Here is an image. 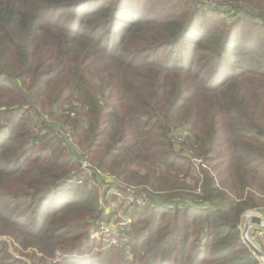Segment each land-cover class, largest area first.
<instances>
[{"label":"trees","instance_id":"trees-1","mask_svg":"<svg viewBox=\"0 0 264 264\" xmlns=\"http://www.w3.org/2000/svg\"><path fill=\"white\" fill-rule=\"evenodd\" d=\"M169 1L0 0V236L38 264H260L238 224L264 206L262 35L208 19L222 12L206 0L184 17ZM223 1L264 26V0ZM173 132L210 170L192 172ZM85 156L94 184L113 185L101 170L160 194L132 190L154 209L131 212L148 218L130 257L90 238L107 211L93 183L67 182ZM0 264L28 263L0 242Z\"/></svg>","mask_w":264,"mask_h":264},{"label":"rangeland","instance_id":"rangeland-1","mask_svg":"<svg viewBox=\"0 0 264 264\" xmlns=\"http://www.w3.org/2000/svg\"><path fill=\"white\" fill-rule=\"evenodd\" d=\"M153 2H157L159 3L160 1H164V0H152ZM197 1V0H196ZM208 1V0H206ZM211 3H213V5H215L214 7H210L209 5H207L206 3H199V1H197V3L201 4L200 6L203 7H209L210 9H217L220 10L222 12V14L215 12L212 13L211 16L206 15V17L208 19H212L214 21V19H220V18H224L227 22V25H230L232 22H237L239 25H243L245 27H249V28H254L253 31H256L259 35H262V42L261 44H264V26L260 25V24H254V18H252L251 16L248 15V13H246V6L244 4L241 3H229V2H225L223 0H209ZM208 1V2H209ZM91 4L87 5L85 9H88L90 7ZM237 7V8H236ZM195 8L194 4L188 5L184 2V0H170L169 4H168V10L166 12L163 13H175V11H177L178 13H176L175 17L178 16H185V13H187L188 11H193ZM228 9L231 10H237L240 13H238L237 15L228 17L226 16L224 11H226ZM198 11H201V8L197 9ZM252 12L255 13H259L261 14V11H258L256 9H253ZM255 13H252L253 15ZM251 14V13H250ZM262 23L264 24V21L261 20ZM227 25H223L221 27V29H217V31H221L223 29H225V26ZM48 87H44V89L40 92L42 95V99L43 101H47V98L52 96V98L56 95L55 92H53L52 89H47ZM53 92V94H51ZM51 94V95H50ZM49 106H47L44 109V112L48 111ZM47 113V112H46ZM43 114L42 118L46 121V122H50V119L47 117V115ZM52 119V118H51ZM60 132H64V129L60 130ZM172 141H174V146L175 148H177L178 150H180L182 153H184L190 160L192 166V172H197L199 168L202 169H206V170H210L208 165L206 163H203L200 159L190 156L189 151L187 150V146H183L181 145V143L178 141V137L174 134L172 135ZM195 162L197 164V166L193 163ZM200 162V164L198 163ZM91 164V163H90ZM81 166V162L77 164V171H73L70 173V176L67 180V182L70 183H74L73 181H77V178H80V183H76L77 185H81L82 182H84V184L86 183L88 186L92 185L93 183V175L91 173V171H82L80 169ZM81 173V175L78 177L76 175V173ZM101 176L104 177H109L112 180L115 178L112 174L109 173H103L101 170H98ZM73 175V176H72ZM100 178V177H99ZM189 182V181H187ZM102 183V184H101ZM99 182L98 184H94V187H96L97 189V210H99L100 212H102L101 210H106L107 213L103 214V218L100 221V223H98L97 225L93 226L90 228L89 230V234H90V238L92 240H96L99 241L102 244V247L104 248H108L109 251H111L110 255H115L116 257H120L122 258V256L124 255L125 257H130L131 253H129V243H127L128 241V237L133 233V231L136 230V228L143 226L146 223V220L148 218V215L146 214L145 217L142 219V221H138V219H134L132 221V216H131V212H134L135 210L138 209H146L151 211L153 206H149L148 204H146V201H135V194L132 190L134 191H145L147 192L150 196H156V195H160L159 193H155L154 190L152 188H150L147 185H127L122 183V187L124 189H127L125 191H121L118 188H112L113 185H116V182L113 180V185H105L103 182ZM6 184L5 187H7ZM201 185V182L199 183V186ZM112 188V189H111ZM111 192L112 194H115V197L111 198V197H106V192ZM196 193H199V191L197 190ZM156 207V206H154ZM166 208H168V206H166ZM171 210V209H170ZM193 210H190L189 212H192ZM171 212H173V210H171ZM179 213H183L181 212L180 208H178ZM104 213V212H103ZM149 214V212H148ZM157 214H159V212H157ZM252 217H258L261 219V221H264V206L263 207H258L255 209H249L244 211V213L241 215L240 217V222L238 224V230L240 233V238L241 237V233L245 227V225L247 223H249V219ZM90 218H89V222H90ZM158 222H156L157 224ZM250 224V223H249ZM100 225H103L106 228H110L111 231L109 233L112 232H116L114 235H112L111 237L108 238L107 242L103 241L102 237H99L96 235V233H101L102 231L100 230ZM249 230H248V234H247V238L248 240L256 247V249L259 250L260 253H262L264 255V228L257 226L256 224L254 225H249ZM206 235H203L202 238H206ZM143 241V239L141 240V242ZM0 242L4 243V245L6 246V250L8 252V254L15 259H19V260H23L26 261L28 264H38V258L40 257V255L36 254L35 251L31 250V249H27V250H23L18 243H16V241L12 238H10L7 235L4 236H0ZM243 242V241H242ZM122 245H126L124 248L121 249ZM251 251V250H250ZM252 253L257 257L258 261L260 262V264H264L263 259H260L253 251ZM96 254V253H94ZM93 254V255H94Z\"/></svg>","mask_w":264,"mask_h":264},{"label":"built area","instance_id":"built-area-1","mask_svg":"<svg viewBox=\"0 0 264 264\" xmlns=\"http://www.w3.org/2000/svg\"><path fill=\"white\" fill-rule=\"evenodd\" d=\"M209 1V0H208ZM207 1V5H209L210 7H214L215 5H213V3H211L210 1L208 2ZM174 142V141H173ZM81 166H80V169L82 170V171H89L90 169H89V163H88V161H87V157L85 156L81 161ZM79 162V163H80ZM193 162V161H192ZM196 166H197V164L195 163V162H193ZM199 164H200V162H198ZM97 172V176L98 177H100L101 179H103V180H105L106 182H111V181H113L111 178H109V177H104V176H101L100 175V173H99V171L97 170L96 171ZM81 175V173L79 172L78 174H77V176L79 177ZM73 176V175H72ZM80 178L81 177H79V178H77V181H76V183H80L81 181H80ZM73 182H75V181H73ZM111 193V192H110ZM112 194V193H111ZM113 195H115V194H113ZM137 201H140V202H142L141 200H137ZM100 230L102 231L101 233H96V235L97 236H99V237H102L103 238V241L104 242H107L108 241V238L109 237H111L112 235H114L116 232H112V233H109L110 231H111V229L110 228H106V227H104L103 225H100Z\"/></svg>","mask_w":264,"mask_h":264},{"label":"water","instance_id":"water-1","mask_svg":"<svg viewBox=\"0 0 264 264\" xmlns=\"http://www.w3.org/2000/svg\"><path fill=\"white\" fill-rule=\"evenodd\" d=\"M250 223V224H249ZM249 223H247L241 233V237H242V241L243 243L251 250L253 251L260 259H263L264 261V255L262 253L259 252L258 249H256V247L248 240L247 238V234H248V230H249V225H254L256 224L257 226H260L262 228H264V221H261L260 218L258 217H252L249 219Z\"/></svg>","mask_w":264,"mask_h":264}]
</instances>
